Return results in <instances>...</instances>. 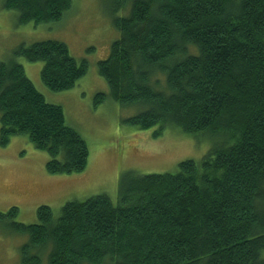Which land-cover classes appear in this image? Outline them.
Segmentation results:
<instances>
[{
    "label": "trees",
    "instance_id": "obj_1",
    "mask_svg": "<svg viewBox=\"0 0 264 264\" xmlns=\"http://www.w3.org/2000/svg\"><path fill=\"white\" fill-rule=\"evenodd\" d=\"M71 4L3 0L19 24L58 21ZM113 24L118 38L98 61L109 90L94 104L137 105L121 121L156 125L154 136L177 127L216 141L174 172H123L115 202L95 194L58 215L40 204L37 222H14L28 235L21 264H41L42 249L48 264H264V0H132ZM14 56L42 61L40 78L55 91L88 67L57 39L20 44ZM14 56L0 61V145L25 134L48 153V173L83 170L86 141Z\"/></svg>",
    "mask_w": 264,
    "mask_h": 264
},
{
    "label": "rangeland",
    "instance_id": "obj_2",
    "mask_svg": "<svg viewBox=\"0 0 264 264\" xmlns=\"http://www.w3.org/2000/svg\"><path fill=\"white\" fill-rule=\"evenodd\" d=\"M116 1L72 0L58 21L19 24L16 11L4 8L0 0V61L13 57L20 44L44 39L61 40L76 60H87L85 75L72 88L55 91L40 78L42 61L14 56L46 100L62 106L66 122L82 135L89 150L83 170L50 174L45 168L48 153L25 134L12 135L5 146L0 145V264H21L20 247L28 235L18 232L14 222H37L40 204L49 205L58 215L65 202L95 194L106 193L115 202L123 172H174L178 162L200 159L216 141L205 133L191 136L177 127L154 136L156 125L144 129L121 121L135 114L137 105L123 106L109 96L94 104L97 92L109 90L98 73V61L108 56L118 38L113 16L126 15L132 2L120 0L122 6L116 8ZM11 206L18 207L14 216L6 214ZM40 257L41 264H48V251L42 249Z\"/></svg>",
    "mask_w": 264,
    "mask_h": 264
}]
</instances>
